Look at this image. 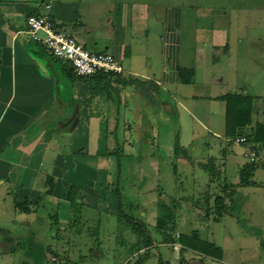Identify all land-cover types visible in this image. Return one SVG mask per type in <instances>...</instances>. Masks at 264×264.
<instances>
[{
    "label": "crops",
    "instance_id": "crops-1",
    "mask_svg": "<svg viewBox=\"0 0 264 264\" xmlns=\"http://www.w3.org/2000/svg\"><path fill=\"white\" fill-rule=\"evenodd\" d=\"M47 4H51L50 10ZM200 7L201 0H193L192 5L190 2L188 5L184 2L175 5L169 0H0L1 228L14 231L18 213L13 204L14 199L9 204L7 198H13L15 192L19 197L18 192L26 191L33 177L36 178L38 174L46 178L44 187L38 190L39 195L48 189V176L55 178V192L49 201L52 205L53 201L58 206L62 205L61 219L67 218L68 215L64 213V216L62 210L67 211L69 206L65 197L61 196V185H69L70 188L72 185L65 180L68 162L82 154H90L86 149L80 151L79 141L84 145L90 141L91 134L94 136V126L90 123L95 108L102 107L106 116L117 112L118 108L114 102L105 105L99 98L95 99L91 85L86 80L71 86L69 79L74 77L69 75V64L52 56L45 46L29 37V15L49 13L58 30L74 36L89 50L113 53L125 68L121 74L123 78L145 84L143 87L130 85L124 91L126 103L123 111L132 108V120L125 121L127 127L132 124L134 130L136 128L134 100H140L143 105V133L139 134L135 130L136 139L148 146L156 143L172 148L174 129H178L182 146L191 154L201 150L195 140L197 125L208 131V137L203 142L206 147L216 141L221 144V139L226 136L227 104L217 98L235 92L250 94L247 90L238 91L237 88L245 87L233 83L229 72L220 67L226 58H223V53L216 52L228 47V28L222 24V20L215 22L221 26L213 25L209 29L202 27L204 11ZM207 32H210L207 39L209 43L201 45L202 35ZM185 47L196 52L194 61L187 56L182 57V48ZM214 56L219 58L220 66L214 63L210 73L204 75L202 71L208 65L209 58ZM180 67L195 70L190 83L183 82ZM257 98L254 119L258 111L264 112V102L261 103L264 97ZM151 104L155 106L151 107L150 114L146 105ZM107 120L111 121V117L108 116ZM166 125L169 128L163 130L161 136V128ZM109 127L111 129V123ZM190 128L192 137L185 141ZM128 137L130 135L127 134ZM65 141L70 143L71 148H62L61 144ZM90 152L94 159V150ZM47 156L55 161L50 167L51 171L42 169ZM194 159L199 166L205 160L195 156ZM230 169L232 165L226 166V170ZM193 172L197 173L196 177L201 175L195 166ZM79 189L80 195H86L87 199L95 200L96 203L103 200L96 187ZM39 195L26 197L37 198ZM80 198L79 201L85 204ZM152 201L156 205L158 200L153 197ZM153 204H138L141 214L148 216ZM9 208L13 214L11 221L4 218L9 214ZM178 210L175 212L177 225L192 224L189 220L196 215L180 211L184 214L181 216ZM26 221L23 220L29 223ZM199 230L202 235V229ZM185 255L189 264H227L225 258L216 260L195 251H186Z\"/></svg>",
    "mask_w": 264,
    "mask_h": 264
},
{
    "label": "rangeland",
    "instance_id": "rangeland-1",
    "mask_svg": "<svg viewBox=\"0 0 264 264\" xmlns=\"http://www.w3.org/2000/svg\"><path fill=\"white\" fill-rule=\"evenodd\" d=\"M169 2L175 5L183 2L188 5L190 2L192 5L193 0H169ZM200 8L204 11L201 17L202 27L209 29L213 25L221 26L215 22L222 20V24L228 28L229 32L228 47L216 52L224 54L223 58H226L223 61L224 64L220 66L219 58L211 57L202 73L208 75L211 65L218 63L220 67H224L229 72L228 76L233 80V83L245 87L237 88L238 91L247 90L252 95L264 97V0H201ZM189 9L187 6V10L190 12ZM217 16L223 18H217ZM204 34L202 35L204 38L201 40L203 44L200 41L201 45L209 43L207 39L210 32ZM182 52V57L187 56L192 61L196 59L194 50L185 47L182 48ZM69 67L72 66L69 64ZM71 79H69L71 86L85 80L91 85V81L87 78L78 76ZM263 102L264 100L261 103ZM154 106V104L146 105L148 113L151 114ZM95 109L96 111L91 116L93 121L90 120V122L92 121L90 124L92 127L94 126V131H92L94 136L91 134L87 144L82 145L81 140L79 141L80 151L86 149V152L90 153L86 156L89 157L82 154L79 158L68 162L69 170L65 180L77 188L96 187L103 200L96 203L95 200L87 199L86 195H80L79 192L82 198L78 195V199L83 200L85 204L77 211L62 210L64 216V213L68 215L67 218L64 219L63 217V220L60 218L58 229H52L50 227L52 220L48 214L51 211L55 212L58 205L54 201V205H52L48 199L49 202L46 200L45 203L48 207L42 209L38 214L16 215L15 234L21 235L25 239L34 235L37 240L51 244L53 251L49 254V264H139V261H142L140 264H162L165 260H170V264H179L182 257V247L179 243L167 244L163 242V237L155 233L157 209L156 205L153 204L155 200L151 202L153 197L157 200L161 198L166 203L174 202L176 198L177 202L181 204L177 207L180 209L178 210L179 213L183 211L196 215L189 220L192 224L181 223L177 225L176 232H174L176 238H179L182 232L188 233L193 228H199L202 229L204 238L214 239L223 246L227 264H264V167H260L256 172L255 180L258 185L242 187L237 194L243 208L240 212L241 221L233 216H226L222 221L217 222L214 219L217 214L207 216L206 210L201 207V203L198 201L207 190L214 193L221 191L225 184L223 179L211 176L202 166H199V163H193L195 164L193 165L191 162L179 158L175 155L173 148L156 143L153 146L144 144L136 139L135 130L134 132H127L130 137L122 143L124 146L123 155L120 157L103 155L105 151L118 146L115 124L117 125L120 114L117 110V112L106 116L102 107ZM108 116L111 117V121L107 120ZM120 118H122L120 119L121 126L126 124L125 121L130 122V119L132 120V108H129L127 112L123 111ZM259 121H264L262 110L258 111L255 119H253V126ZM109 122L111 129L108 128ZM203 122L205 121L203 120ZM168 128L167 125L161 128V136L163 130L166 131ZM177 130L174 129V141ZM191 130L190 128L187 132L185 141L192 137ZM197 131L195 140L201 150L191 152L192 158L194 159L195 156L200 160L205 159L203 162L206 163L210 155H217L218 162L222 163L224 160L221 154L223 145L216 141L212 146H204L203 142L208 137V131L199 125H197ZM119 134L122 135L121 128L118 131ZM92 140H95L93 144L91 143ZM61 145L65 150L71 148L67 141ZM93 150L94 159L91 158L90 152ZM101 151L103 152L100 154ZM233 151L232 156L226 160V166L232 165V170L228 171L225 168V178L231 182H239L238 169L247 162L248 157L245 148L240 144L235 145ZM262 152L264 156V147ZM50 157L55 156L51 155ZM234 163L236 165H233ZM54 164V158L50 159L47 156L45 166L42 169L51 171L52 168L50 167H53ZM194 166L201 171L199 172L200 176H195L197 173L193 172ZM228 172L229 175H227ZM38 176L33 177L26 191L18 192L20 200L26 196L39 195L40 191L38 192V190L44 187L46 178L42 174H38ZM63 182L65 183V181ZM61 187L63 189L61 196L66 197L70 187L69 185H61ZM13 199L12 196L7 198L9 204L13 203ZM119 200L123 202L125 211L129 214L134 213L136 218L148 223L151 234L156 236L154 237L156 244L153 247L144 248L134 254L130 253L137 240V235L131 231L125 217H122L123 223L119 220ZM145 202L153 204V211L149 212L148 216L142 215L141 209L137 208L138 204ZM132 204L133 209L130 208ZM8 210L9 214L5 215L4 218L11 221L12 209L9 208ZM180 214L184 216L183 213ZM69 217H78L80 223H76V225L82 227L84 223L85 228L96 227L101 221L100 234L92 235L90 238L92 240H87L88 238H83L82 235H76L77 226L70 229V226L67 225ZM24 219L29 223L21 226L20 223ZM98 238L102 241L99 250L96 248L98 247L96 246ZM72 240H75L74 243L76 244ZM21 249L16 253L0 254V264H26V258ZM91 249L94 251L91 252ZM147 255L150 256L146 258ZM82 256L85 258L80 260Z\"/></svg>",
    "mask_w": 264,
    "mask_h": 264
},
{
    "label": "trees",
    "instance_id": "trees-1",
    "mask_svg": "<svg viewBox=\"0 0 264 264\" xmlns=\"http://www.w3.org/2000/svg\"><path fill=\"white\" fill-rule=\"evenodd\" d=\"M179 71L182 80L185 83H190L195 75V70L192 68L180 67ZM68 72L71 77H77L72 67H69ZM87 80L91 81L92 95L95 99L99 98V100L106 104L114 102L118 107L117 110L120 115L118 116V122L115 131V133H117L116 141L118 146L114 149L105 151L103 155H117L120 157L124 154V146L122 143L126 139L127 132H134V127L132 124H129L128 127L126 124L123 126L120 125V119H122L120 118L121 113L123 112V109H125L123 107L126 103L124 91L126 87L130 85L143 87L145 84L142 82H133L129 79L123 78L121 74L118 75L107 73L95 74L87 78ZM217 99L225 101L227 104L226 136L224 139H221V144L223 145L221 154L224 160L222 163H219L217 155H210L208 157V161L206 163H200V166H202L203 169L206 170L211 176H217L220 179H223L225 184L222 186L221 191L217 193L207 190L203 194V197L199 198L198 203H201V207L206 210L207 216L210 214H217L216 218H214L217 222L222 221L226 216H233L240 220V212L243 208L242 204L237 198V194L242 187L247 188L258 185V182L255 180V175L260 167H264V156L262 152V148L264 147V121L257 122L253 126V114L256 111L255 105L258 99L255 95L235 92L220 96ZM120 128L122 130V135L119 134V136L118 131ZM241 136L246 137L247 140L244 144L240 145H242L246 151H255L258 155V160L252 162L248 159L247 162H245L240 167V181L238 183L229 182V179L225 178L226 160L234 153L233 148L238 144L236 142V138ZM172 146L176 156L188 161L189 163H195L190 151L182 146L179 133L176 134L175 141ZM210 146H212V144H210ZM102 152L103 151L99 153L101 154ZM47 185L48 189L45 192H42L37 198L26 197L25 199L20 200L17 193L15 192L13 194V198L16 213L36 215L42 209H46L45 207H48L45 204L46 200L49 202L48 199L50 196L54 195L56 188V181L52 175L48 176ZM79 192V188L76 186H71L68 195L65 197V200L69 206L68 210L77 211L78 208L82 207L83 204H81L78 199ZM178 205L179 203L176 199L171 203H166L165 201L161 200V198L158 199L155 206L157 209V222L154 226V230L155 233L163 237V242L167 244L179 243L182 245V257L179 264H189L185 255L186 251H195L204 257L223 260L225 257V250L223 246L213 239L203 238L199 229H195L190 233L182 232L179 235V238L175 237L174 232H176L177 229L175 212ZM124 208L123 202L119 200V220L122 222V217H125L130 225L131 231L137 235V240L133 244L130 253L134 254L144 248L150 249L153 247L156 244V240L149 230L148 223L136 218L134 213L129 214L124 210ZM130 208H134L133 204ZM137 208L140 209V206H137ZM60 210L61 207L58 206V208L55 209V212L51 211L48 214V217L52 220L50 225L52 229H58L60 226ZM152 211L153 208L150 209L149 212ZM77 218L78 217L69 219L67 225L70 226V229H73L74 226H77L76 223H80ZM20 224L22 226L26 223L22 222ZM82 225V227L77 226L75 229L76 235H82L83 238L87 237V240H89L92 238V235L100 234V229L102 226L101 221L98 222L96 227L85 228L84 223ZM0 231L2 232H0L1 255L16 253L22 248L21 250H23L24 256L26 258V264H49V254L53 251L51 244L37 240L34 235H30V237L25 239L21 235L15 234L14 231H10L5 228L0 227ZM97 240L98 244H96V246L98 247L96 248L99 250L100 246L102 245V241L99 238ZM72 241L74 243L75 240ZM93 251L94 250L91 249V252ZM149 256L150 255H147L146 258ZM84 258L85 257L82 256L80 257V260ZM140 263H142V261H139V264ZM162 264H167V261H163Z\"/></svg>",
    "mask_w": 264,
    "mask_h": 264
},
{
    "label": "built area",
    "instance_id": "built-area-1",
    "mask_svg": "<svg viewBox=\"0 0 264 264\" xmlns=\"http://www.w3.org/2000/svg\"><path fill=\"white\" fill-rule=\"evenodd\" d=\"M47 4V9H51ZM27 33L36 42L41 43L57 59L69 63L77 76L89 78L95 74H123L125 68L120 60L110 52H93L79 42L74 36L58 30L49 13L31 14L27 20ZM246 137L236 138L238 144H244ZM252 162L258 160L253 150L246 151Z\"/></svg>",
    "mask_w": 264,
    "mask_h": 264
},
{
    "label": "water",
    "instance_id": "water-1",
    "mask_svg": "<svg viewBox=\"0 0 264 264\" xmlns=\"http://www.w3.org/2000/svg\"><path fill=\"white\" fill-rule=\"evenodd\" d=\"M134 119L136 121V132L139 134L143 133V105L142 102L138 99L134 100V109H133ZM167 264H170V260H167Z\"/></svg>",
    "mask_w": 264,
    "mask_h": 264
}]
</instances>
